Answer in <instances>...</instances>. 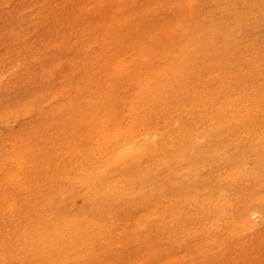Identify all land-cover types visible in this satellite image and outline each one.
I'll use <instances>...</instances> for the list:
<instances>
[{"label":"rangeland","instance_id":"374dc122","mask_svg":"<svg viewBox=\"0 0 264 264\" xmlns=\"http://www.w3.org/2000/svg\"><path fill=\"white\" fill-rule=\"evenodd\" d=\"M28 1L0 0V264H264V0H112L81 13L76 0ZM194 36L196 64L182 67L177 56ZM137 40L150 49L129 62ZM166 70L179 84L139 99L140 86L157 85ZM63 104L71 121L59 114ZM104 113L107 125L88 133L86 119ZM65 131L82 156L63 152ZM113 135L137 139L147 156L133 165ZM111 157L117 177L129 176L117 182L106 167L103 192L122 191L126 202H88L86 166ZM191 162L207 164L198 183L185 176ZM168 166L178 176L164 179ZM14 174L31 188L21 190ZM8 201L13 214L2 211ZM31 201L23 241L17 224ZM48 217L53 242L35 249L33 222Z\"/></svg>","mask_w":264,"mask_h":264},{"label":"bare ground","instance_id":"6f19581e","mask_svg":"<svg viewBox=\"0 0 264 264\" xmlns=\"http://www.w3.org/2000/svg\"><path fill=\"white\" fill-rule=\"evenodd\" d=\"M112 0H76V3H75V5H76V7H77V10H78V12L79 13H81V11H83L84 9L86 10V11H88V10H90L89 8H91L92 6L94 7V9L96 8V7H103L104 5H106V4H108L109 2H111ZM34 2H35V0H30V1H28V3H32V4H34ZM105 2V4L104 5H100V4H102V3H104ZM149 6H147V7H145L144 9H146V8H148ZM15 10V9H14ZM14 10H12V12H11V14H10V16L11 17H14V15H13V12H14ZM38 12H40L39 10H38ZM68 17L69 16V14H66L65 15V17ZM47 24H45V26H46ZM47 31V30H46ZM151 31L152 30H150V31H148V34H147V37H149V35L151 34ZM156 34H157V32H156ZM238 36V35H237ZM253 36V35H252ZM262 37V36H261ZM38 38H39V36H38ZM142 38H144V37H142ZM154 38H155V36H153V37H151V42H155L154 41ZM145 39V38H144ZM196 39V37L194 36V37H192V41H193V43H192V45H190V46H192L191 47V49L190 50H185V48H186V46H184V47H182V49H181V52H180V55L179 56H177V58H178V62L181 64V66L182 67H185L186 66V64H189V65H191V66H195V64H196V56H195V54H189V53H191V52H194V51H196V48L197 47H199V41L197 42V40H195ZM197 39H200L201 40V38L200 37H197ZM147 40H142V41H140V40H137L136 41V44H138V45H140V50L139 49H135V50H137V51H135L131 56H130V60H129V62H132V60H134V59H136V58H138V57H140V56H145V54L144 53H147L148 51H149V49H150V47L149 46H147ZM217 53V50L214 52V54H216ZM3 54L5 55L6 53L5 52H3ZM209 54V53H208ZM249 60H250V63H252V58H250L249 57ZM201 62V61H200ZM260 62V61H259ZM119 63H121V65L122 64H124V65H126L127 66V64H128V61L127 60H124V59H122V60H120V62H118V64ZM211 64H213V63H211ZM117 68V67H116ZM162 73H164V77H162V79L161 80H158V81H155L156 83H157V85H155V86H153V87H151V86H146V83H144V84H142L140 87L142 88V89H144V93H142L141 92V89L139 90V91H137V97H139V99H141L142 101H144V100H149V99H152V100H155V99H157L158 97H160L161 96V94L162 93H160L159 91H158V89H161V88H166L167 86H168V84H170L171 83V81H174L175 83H178V81H179V79H174L173 80V77H172V75H170V72H168L167 70L166 71H163ZM200 79H201V76H200ZM209 83V82H208ZM179 84V83H178ZM209 86V85H208ZM211 86V85H210ZM181 92H177V94H180ZM230 95V94H229ZM238 95V94H237ZM240 95V94H239ZM242 96V95H241ZM168 97V94L167 95H165V98H167ZM235 96H233V98H231V99H235L234 98ZM238 97V96H237ZM236 97V98H237ZM149 98V99H148ZM230 98V97H229ZM239 99V98H238ZM229 100V99H228ZM237 100V99H236ZM235 100V101H236ZM242 100V99H241ZM167 101V100H166ZM238 101V100H237ZM210 102V101H209ZM229 102H230V100H229ZM246 102V101H245ZM104 103V102H103ZM103 103H99V102H96L95 104L97 105L96 107L99 109L100 108V106L99 105H101V104H103ZM249 103H251V102H249ZM218 104V103H217ZM229 104V103H228ZM190 105V104H189ZM63 106V107H62ZM61 106V108H58V110H59V114L62 116V117H64L65 119H67V120H70L71 121V117H70V115H69V113H70V111H69V109H68V106H66L65 104H63ZM179 106V105H178ZM249 106V105H248ZM182 108V107H181ZM186 108V107H185ZM217 108V107H216ZM258 108V107H257ZM92 109H93V111H94V109H95V107L93 106L92 107ZM186 109H188V108H186ZM263 109V108H262ZM262 109H260L261 110V112H263L262 111ZM173 110V109H172ZM184 110V109H183ZM210 110V109H209ZM249 111V110H248ZM253 112V111H252ZM110 113V112H109ZM256 113H257V111H256ZM240 114H241V112H240ZM252 114V113H251ZM250 114V115H251ZM259 114H260V112H259ZM99 115V114H98ZM104 115H106L105 113L103 114V115H101V116H99V122H97V121H95V120H93L92 118H89V119H86V124H87V126H88V129H87V131H88V133H90V132H92L95 128H97V129H99V130H101V128L102 127H105L106 125H107V123H106V121H107V118H105V117H108V116H105L104 117ZM203 116V115H202ZM94 117V116H93ZM234 117V116H233ZM246 117V116H245ZM261 117V119L263 118L262 117V115L260 116ZM253 119V118H252ZM258 119H260V118H257V120ZM255 121L254 122H256V119H254ZM261 122V124H260V126L264 123H262V121H260ZM67 123H69V122H67ZM131 123L133 124H135V121H134V116L131 118ZM250 123V122H249ZM252 123V122H251ZM256 123H259V120H258V122H256ZM62 125H65V126H69V124H62ZM259 125V124H258ZM129 126V125H128ZM131 126V125H130ZM210 126V125H209ZM257 126V125H256ZM264 126V125H263ZM254 127V129H255V126H253ZM62 129H64L65 130V128H62ZM129 129V128H128ZM207 129H208V127H207ZM262 129V128H261ZM263 129H264V127H263ZM262 129V130H263ZM129 130H131V128L129 129ZM150 130V129H149ZM250 130V129H249ZM253 130V129H252ZM258 130H259V126H258ZM102 131V130H101ZM132 131V130H131ZM130 131V132H131ZM148 131V130H147ZM244 131V130H243ZM254 131H256V129L254 130ZM122 132H124V130L122 131ZM257 132V131H256ZM259 132V131H258ZM263 132V131H262ZM31 133V131H29V132H27V133H25L26 134V137H27V139L30 137V134ZM68 131H65L64 132V140H61L62 142H60V143H62L61 144V146L62 145H64L65 147V150L63 151L64 153H66L67 155H73V154H79L80 156H82L84 153L82 152V150L81 149H76L75 148V143L74 142H72L71 141V138H70V136L68 135ZM133 133V132H132ZM153 133V132H152ZM251 133H253L254 134V132L252 131ZM261 133V132H260ZM114 134V133H113ZM120 134H123V133H116V135L117 136H119ZM125 136H124V138H127L128 136L127 135H129V133L128 132H126L125 131ZM146 134V133H145ZM210 134V133H209ZM240 134H242V133H240ZM243 134H244V132H243ZM248 134V133H247ZM247 134H246V136H247ZM252 134V135H253ZM258 134V133H257ZM263 135H264V133H262ZM112 135V134H111ZM116 135H113V137L114 136H116ZM133 135L135 136V134L133 133ZM138 135V134H137ZM141 135V134H140ZM139 135V136H140ZM153 136H155V135H153ZM245 136V137H246ZM249 136V135H248ZM251 136V135H250ZM102 137H104V138H107L105 135L104 136H102ZM110 137V136H109ZM121 137V136H120ZM141 137V136H140ZM143 137V136H142ZM252 137V136H251ZM258 137H260V136H258ZM138 138V137H137ZM111 140L110 141H112V138H110ZM114 139V142H115V144H117V150L118 151H116L117 153H124L125 151V155L124 156H126L127 155V157L128 158H132V164L133 165H136V161H137V159L139 158V156H141V155H146L145 154V151L144 152H141V151H138L137 149H139V145H138V147H137V149H136V146L135 145H137L136 143H135V141L137 140L135 137H134V139H136V140H134L133 142L135 143V145L134 146H132V144H134L133 142H131V143H129L130 142V139H129V142L126 140V142L124 141H122V139H118L117 137L115 138H113ZM115 139H116V141H115ZM140 139V138H139ZM145 139V138H144ZM144 139H142V140H144ZM95 141V140H94ZM98 140H96V144L99 146L98 148H100L101 149V146L102 147H104V144H102L101 143V141L99 142H97ZM106 141V143L109 141V140H105ZM109 141V142H110ZM146 141H148L147 139H146ZM173 141V140H172ZM236 141V140H235ZM234 141V142H235ZM252 141V140H251ZM137 142V141H136ZM140 142V141H139ZM245 142V141H244ZM89 143V142H88ZM129 143V144H128ZM142 143V142H141ZM85 144V143H84ZM109 144V143H108ZM124 144H127V145H125L126 147H124V148H122L123 146L122 145H124ZM145 144V143H144ZM166 144V143H165ZM211 144H213V142L211 143ZM113 145V144H112ZM158 145V144H157ZM161 145V144H160ZM74 146V147H73ZM122 146V147H121ZM132 146V147H131ZM149 146V145H148ZM147 146V147H148ZM152 146V145H151ZM244 146V145H243ZM93 147V146H92ZM112 147V146H111ZM114 147V146H113ZM112 147V148H113ZM116 147V146H115ZM136 149H134V148ZM140 147H142V146H140ZM161 147H162V145H161ZM83 148V147H82ZM91 148V147H90ZM89 148V149H90ZM106 148V147H105ZM160 148V147H159ZM162 148H165L166 149V147H162ZM70 149H74L75 150V152H73V150H70ZM127 149V150H126ZM151 149H154V148H152L151 147ZM161 149V148H160ZM169 149H171V148H169ZM112 150V149H111ZM116 150V149H115ZM132 150V151H131ZM133 150H135V151H133ZM150 150V149H149ZM155 150V149H154ZM191 150H192V148H191ZM191 150H189V151H191ZM215 151L216 150V148H213V149H211V151ZM103 151V150H102ZM104 151H105V149H104ZM107 151V150H106ZM113 151V150H112ZM147 151V150H146ZM151 151V150H150ZM22 151H19V154L21 153ZM98 152V151H97ZM114 152V151H113ZM113 152H111V153H113ZM128 152V153H127ZM138 152V153H137ZM153 151H151V153H152ZM192 152V151H191ZM86 153L90 156L91 155V153L93 154L94 152L92 151L91 153H89V150H86ZM99 153H100V151H99ZM127 153V154H126ZM18 154V156H19V158H21V156ZM108 154H109V152H108ZM114 154V153H113ZM103 155H105V154H103ZM115 155H116V153H115ZM110 155H108V157H109ZM112 156V155H111ZM117 156V155H116ZM120 156L121 155H118L117 157L118 158H116V159H120ZM123 156V155H122ZM147 156V155H146ZM145 156V157H146ZM166 156H168V155H166ZM88 157V156H87ZM115 157V156H114ZM165 157V156H164ZM122 158V157H121ZM150 158V157H149ZM153 158V157H152ZM87 159V158H86ZM85 159V160H86ZM90 159V158H89ZM88 159V160H89ZM92 159V158H91ZM104 159H106V158H104ZM115 159V158H114ZM143 159V158H142ZM141 159V160H142ZM151 159V158H150ZM168 159V158H167ZM228 159V158H227ZM82 159H80V161H81ZM93 161H91V167H88V166H86V165H84V166H86V168H88V170L89 169H91V171H90V173H91V176L90 177H88L89 178V180H88V182H85L84 184L86 185V187L87 188H89V191L87 192H83V195H84V198L86 199V200H88V202H89V198L88 197H90V196H93L98 202H101L104 198H106V197H108V198H106L107 199V201L111 198V199H113V200H118V203L119 202H121V201H123V202H126L125 201V199H126V197H125V195H124V193L122 192V191H119V190H117V191H114V192H112V193H109L108 195H106V194H104V190H105V188H107V186H108V184L110 183L109 182V180L108 179H106L107 178V174L105 173V168L106 167H110V169L111 170H114L113 172V176L115 177V178H118L117 177V175L118 174H120L119 172H121V167H120V164L118 163V161H116L115 162V160H113V158L111 157V161L113 160V162L109 165H107V166H105V164H107V161L105 162V164H104V162H103V158H101V159H98V160H94V159H92ZM131 160V159H130ZM179 160V159H178ZM176 161V165H178V166H176V167H178V169H180V168H182L183 166H184V164L182 163V164H179V163H181L180 161ZM181 160V159H180ZM190 160H192V159H187V164H188V161H190ZM79 161V160H78ZM78 161H77V163H78ZM79 161V162H80ZM83 161H84V159H83ZM139 161H140V158H139ZM145 161V160H144ZM150 161V160H149ZM22 161H21V159H19L18 161H17V164H19V165H21L22 163H21ZM138 162V161H137ZM76 163V162H75ZM128 162H126L125 164H127ZM157 163V162H156ZM132 164H130V163H128V166L129 167H131V165ZM145 164V163H144ZM151 164V163H150ZM207 164H205V163H202V164H199V166H197L196 164H194V162H191V163H189V165L186 167V171H185V176H190V177H188L191 181H193L194 183H198V179H200L199 178V173H200V171L202 170V169H204L205 168V170H206V166ZM240 164H238V166H236V167H240L241 168V170H242V167H241V165L239 166ZM243 165V164H242ZM83 166V167H84ZM145 167V166H144ZM200 167V169H198ZM230 167V166H229ZM232 167V166H231ZM235 167V168H236ZM85 168V167H84ZM83 168V169H84ZM148 168V167H147ZM228 168V167H227ZM149 169V168H148ZM162 169V168H161ZM177 168H174V167H170V166H168V168H166V173L164 174V179H167L168 180V178H169V174H171V173H174V174H176L177 175V170H178ZM234 169V168H233ZM81 170H82V168H81ZM147 170V169H146ZM238 171L240 170V169H237ZM240 170V171H241ZM234 171V170H233ZM233 171H232V173H233ZM239 171V172H240ZM54 172V171H53ZM137 172V171H136ZM150 172H152V169L149 171V173ZM226 172H227V170H226ZM229 172V171H228ZM227 172V173H228ZM237 173L238 175H240V173ZM62 173V172H61ZM60 173V174H61ZM85 173V172H84ZM131 173V172H130ZM154 173V172H153ZM155 173H156V171H155ZM231 173V174H232ZM241 173H242V171H241ZM117 174V175H116ZM134 174V173H133ZM132 174V175H133ZM220 174V173H219ZM175 175V177H174V179L175 178H177V176ZM236 175V174H235ZM120 176V175H119ZM127 176H129L128 174H125V173H122L121 174V178L119 177L118 178V181L117 182H121L122 180H124V178L125 177H127ZM155 176V175H154ZM231 177H233V175H231ZM240 177V176H239ZM88 178H86V180L88 179ZM198 178V179H197ZM14 179L16 180V184L18 185V187L21 189V190H23L25 187H28V188H31V186L30 185H27V184H25L24 182H20V180L18 179V175L17 174H14ZM127 179V178H126ZM232 179V178H231ZM113 181V180H112ZM239 182V181H238ZM181 183H178V185L177 186H179ZM116 185V184H115ZM197 190H195V192H196ZM71 192V191H70ZM3 195H5V196H8V193H5V192H1ZM220 193V192H219ZM219 193H218V195H219ZM197 194V193H196ZM223 194L224 193H220V195L219 196H221L222 197V200L224 199L225 200V198H227V197H223ZM199 195V194H198ZM197 195V196H198ZM196 196V197H197ZM203 196V195H202ZM208 197H210V196H208ZM258 198V197H257ZM105 199V200H106ZM219 200V199H218ZM221 200V201H222ZM223 200V201H224ZM251 200H253V199H251ZM201 201H202V199H201ZM222 201V202H223ZM226 202H225V205L226 206H228L226 203L228 202L227 200H225ZM230 202V201H229ZM246 202V201H245ZM199 203H201V202H199ZM204 203H205V201H204ZM231 203V202H230ZM127 204H128V202H127ZM222 204V203H221ZM199 205V204H198ZM197 205V206H198ZM202 205V204H201ZM208 205V204H207ZM16 204H14V203H12V202H10V201H8L7 203L5 202V203H3V205L1 206L2 207V211H3V213H6L7 212V210L8 211H10V213H12L13 214V212L15 211V209H16ZM37 206V202H35L34 203V201H31L30 203H29V205H28V209H26V210H23V213H20L21 215L22 214H24V216H22V217H20V219H19V221H18V224L17 225H19L18 226V232H20V233H18V237H24L23 238V241H26V234H25V218L27 217V213H28V210L30 209H35V207ZM222 206H224V205H222ZM226 208V207H225ZM32 211V210H31ZM252 214H254V213H252ZM252 214H249V215H247V217H249L250 218V215H252ZM239 215V214H238ZM254 217V216H253ZM235 218V217H234ZM241 219V218H240ZM245 219H247V218H245ZM51 220V217H48L45 221H47V222H45L44 220L43 221H34L33 223V228H34V230H36V236H37V238L35 239V242H39L36 246H34L35 247V249H38V250H40V247L42 246V245H44V246H46L48 243L50 244V243H52L53 242V240H52V238H54V236L55 235H52V232H50L49 233V231H48V228L50 227L51 228V230L53 229V226H54V224L53 223H49V221ZM254 220V219H253ZM243 221H245V220H243ZM242 221V222H243ZM68 220H64L63 221V223L65 224V225H68ZM247 222V221H246ZM234 223V222H233ZM248 223V222H247ZM250 223H252V222H250ZM141 224V223H140ZM139 224V225H140ZM243 224H245L244 222H243ZM253 224H255L254 222H253ZM233 225V224H232ZM248 225V224H247ZM49 226V227H48ZM237 226H239L238 224H237ZM243 226V225H242ZM249 226V225H248ZM251 226V225H250ZM241 227V226H240ZM243 228H247V227H243ZM234 229H236V228H234ZM241 230V229H240ZM239 230V231H240ZM238 232V231H237ZM44 233H45V237L46 238H48V237H50V240L49 239H46L45 237H43V235H44ZM47 233H49V235L47 234ZM51 234V235H50ZM65 234V233H64ZM20 235V236H19ZM60 235H62V234H60ZM3 236V235H2ZM1 236V237H2ZM43 237V238H42ZM3 238V237H2ZM5 238V237H4ZM42 238V239H41ZM38 239V240H37ZM64 239V238H63ZM69 239V238H68ZM37 240V241H36ZM62 240V239H61ZM50 241V242H49ZM211 241V240H210ZM40 244H41V246H40ZM10 246H12V244H9ZM8 246V245H7ZM21 250L23 249L22 247L20 248ZM27 249V248H26ZM24 250V249H23ZM3 253H0V256H2V259H7V256L5 255H2ZM7 264V263H6Z\"/></svg>","mask_w":264,"mask_h":264}]
</instances>
